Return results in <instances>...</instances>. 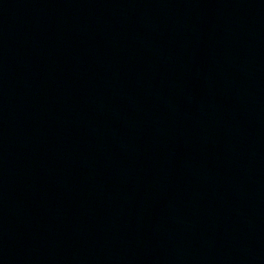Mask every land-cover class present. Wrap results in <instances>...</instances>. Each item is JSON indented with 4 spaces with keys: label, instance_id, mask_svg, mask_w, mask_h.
Wrapping results in <instances>:
<instances>
[{
    "label": "water",
    "instance_id": "1",
    "mask_svg": "<svg viewBox=\"0 0 264 264\" xmlns=\"http://www.w3.org/2000/svg\"><path fill=\"white\" fill-rule=\"evenodd\" d=\"M0 264H264V0H0Z\"/></svg>",
    "mask_w": 264,
    "mask_h": 264
}]
</instances>
